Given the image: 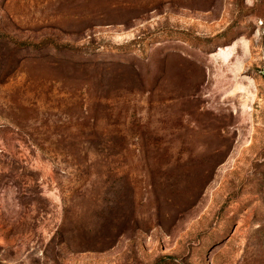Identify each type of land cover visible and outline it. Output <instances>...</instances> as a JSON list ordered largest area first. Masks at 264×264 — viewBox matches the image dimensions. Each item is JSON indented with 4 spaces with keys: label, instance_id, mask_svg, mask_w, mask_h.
<instances>
[{
    "label": "rangeland",
    "instance_id": "obj_1",
    "mask_svg": "<svg viewBox=\"0 0 264 264\" xmlns=\"http://www.w3.org/2000/svg\"><path fill=\"white\" fill-rule=\"evenodd\" d=\"M0 264H264V0H0Z\"/></svg>",
    "mask_w": 264,
    "mask_h": 264
}]
</instances>
